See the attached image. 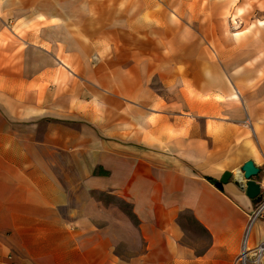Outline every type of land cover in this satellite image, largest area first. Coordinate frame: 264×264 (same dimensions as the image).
<instances>
[{
    "label": "crops",
    "instance_id": "obj_1",
    "mask_svg": "<svg viewBox=\"0 0 264 264\" xmlns=\"http://www.w3.org/2000/svg\"><path fill=\"white\" fill-rule=\"evenodd\" d=\"M27 1L52 21L8 35L0 16V264H234L255 204L233 179L219 189L206 177L229 172L242 184L240 167L252 160L264 198L263 58L229 80L215 64L183 62L191 33L175 31L169 15L153 29L134 26L132 2L108 20L96 0L72 9L71 0H18ZM256 28L264 53V18ZM48 34H65L63 55L79 59L82 77ZM108 35L113 60L93 68L91 46L105 51L97 42ZM152 54L162 55L155 70L164 90L188 77L190 109L172 107L181 99L146 78ZM236 87L257 88L259 101L251 92L240 99ZM263 237L258 218L249 246Z\"/></svg>",
    "mask_w": 264,
    "mask_h": 264
},
{
    "label": "rangeland",
    "instance_id": "obj_2",
    "mask_svg": "<svg viewBox=\"0 0 264 264\" xmlns=\"http://www.w3.org/2000/svg\"><path fill=\"white\" fill-rule=\"evenodd\" d=\"M8 0H0V16L2 31L10 35L12 32L16 34H25V32H35L43 24H48L52 20L47 19L49 14L45 12V9L36 8L30 1L19 3L12 2L6 4ZM44 3L47 0H42ZM74 2L67 1L64 3L66 9H72L76 4H80L83 0H73ZM170 6H165L163 0H96V6L98 13H101L106 19L111 20L114 18V10L117 6H122L123 9L130 2L134 7V19L136 20L134 26L139 24L140 20H146L151 23L152 28L158 27L162 22L164 15H169L175 21L171 26L175 31L186 30L191 34H188L186 39L187 48L185 53H188L184 63L195 66L203 64H215L221 73L224 74L225 79H232V76L236 73L237 67L247 65L250 61L258 62L259 58H263L264 53H260L258 49V42L255 39L258 34L256 28L259 19L264 18V0H171ZM214 2V3H213ZM225 3V5H219V3ZM75 3V5H74ZM101 3V5H98ZM175 3V4H174ZM72 11L65 12L64 16L66 20L72 19ZM144 17V18H142ZM16 19V22H15ZM8 21V22H7ZM13 21V22H10ZM74 21V19H73ZM66 25V24H65ZM54 41L58 39L60 46V60L63 61L74 72L75 77H82V65L78 63L72 64L66 60L63 55L64 46L62 42L66 41L65 34H48ZM162 39V35H160ZM159 37L157 39H160ZM97 43H106L104 48L101 45L91 46V51L88 53L91 65L97 62L110 63L113 60V52L115 50V40L108 35L107 40H101ZM162 49V48H161ZM160 49V51H161ZM134 50V49H133ZM138 49L134 51L128 62L135 63L140 55L137 53ZM160 54V53H159ZM123 60L127 62V56H123ZM162 55L152 54L150 60V68H148L146 77L147 79L154 80V87L158 93H164L171 95L172 98L181 99L178 103H172V107L178 110H188L189 102L188 95L191 88L188 85V77L184 78V83L181 87H167L164 90L159 81H157L159 72L155 70V65L160 63ZM61 65V63H60ZM60 69L61 66H59ZM95 66L93 65V68ZM164 74V73H163ZM176 71H166L164 78L168 80L176 79ZM197 74V72H196ZM97 76V71L94 72ZM238 81V77H235ZM151 84V82H150ZM257 88L248 87L241 88L236 87L235 91L237 97L242 99L243 93L249 94L251 92L254 97V101H259ZM181 90V93L177 95V92ZM245 90V92H244ZM188 92L187 97H184L182 92ZM175 94V95H174ZM229 94V93H228ZM225 92V95H228ZM190 96V95H189ZM183 99H187L183 102ZM226 104V102H225ZM257 105V103H256ZM243 124L250 127L249 120L246 118ZM121 207L125 212H129V205L121 203ZM189 226L190 223H183ZM191 226V225H190Z\"/></svg>",
    "mask_w": 264,
    "mask_h": 264
},
{
    "label": "built area",
    "instance_id": "obj_3",
    "mask_svg": "<svg viewBox=\"0 0 264 264\" xmlns=\"http://www.w3.org/2000/svg\"><path fill=\"white\" fill-rule=\"evenodd\" d=\"M258 218H264V198L255 204L254 210L248 219L242 238L241 251L234 264H260L264 255V237L254 247L249 246L250 230Z\"/></svg>",
    "mask_w": 264,
    "mask_h": 264
},
{
    "label": "water",
    "instance_id": "obj_4",
    "mask_svg": "<svg viewBox=\"0 0 264 264\" xmlns=\"http://www.w3.org/2000/svg\"><path fill=\"white\" fill-rule=\"evenodd\" d=\"M239 171L241 172L244 180L242 184L236 180V176L229 172H225L220 180L215 182V186L222 189L224 183H226L229 179H233L235 184L245 191L246 195L254 204L258 203L262 199L260 185L252 179V177L258 173V168L254 165L252 160H247L242 164Z\"/></svg>",
    "mask_w": 264,
    "mask_h": 264
},
{
    "label": "trees",
    "instance_id": "obj_5",
    "mask_svg": "<svg viewBox=\"0 0 264 264\" xmlns=\"http://www.w3.org/2000/svg\"><path fill=\"white\" fill-rule=\"evenodd\" d=\"M206 179H207L208 181L212 182V183H215V181H214L212 178H210V177H206Z\"/></svg>",
    "mask_w": 264,
    "mask_h": 264
},
{
    "label": "bare ground",
    "instance_id": "obj_6",
    "mask_svg": "<svg viewBox=\"0 0 264 264\" xmlns=\"http://www.w3.org/2000/svg\"><path fill=\"white\" fill-rule=\"evenodd\" d=\"M238 176V175H237Z\"/></svg>",
    "mask_w": 264,
    "mask_h": 264
}]
</instances>
